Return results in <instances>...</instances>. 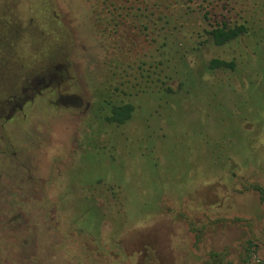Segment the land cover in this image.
<instances>
[{
	"label": "rangeland",
	"instance_id": "374dc122",
	"mask_svg": "<svg viewBox=\"0 0 264 264\" xmlns=\"http://www.w3.org/2000/svg\"><path fill=\"white\" fill-rule=\"evenodd\" d=\"M257 3L217 8L247 35L139 72L106 54L91 0H0V264H264ZM213 58L236 68L209 73ZM106 101L131 120L104 122Z\"/></svg>",
	"mask_w": 264,
	"mask_h": 264
},
{
	"label": "trees",
	"instance_id": "16d2710c",
	"mask_svg": "<svg viewBox=\"0 0 264 264\" xmlns=\"http://www.w3.org/2000/svg\"><path fill=\"white\" fill-rule=\"evenodd\" d=\"M229 1L91 0V10L106 54L114 56L113 62H125L129 69L140 72L145 70L144 67L147 70L163 67L168 63L169 56L173 59L179 56L178 62H183L187 51L199 52L206 48L224 47L247 35L250 31L248 20L240 22L218 19L217 8ZM252 1L256 3L253 11L258 13L259 0ZM143 42L155 45L159 60L147 64L133 58L143 47ZM235 68L236 64L232 60L213 58L206 63L209 73L233 71ZM166 91L170 92L169 89ZM100 109L106 111L104 122L118 126L131 120L135 112V106L130 102L106 101ZM257 190L264 202V194L259 188ZM249 251L247 248L246 256ZM210 257L213 264H225L218 253L213 252ZM242 261L246 264V260Z\"/></svg>",
	"mask_w": 264,
	"mask_h": 264
},
{
	"label": "flooded vegetation",
	"instance_id": "af4514ba",
	"mask_svg": "<svg viewBox=\"0 0 264 264\" xmlns=\"http://www.w3.org/2000/svg\"><path fill=\"white\" fill-rule=\"evenodd\" d=\"M26 88H27V89H26ZM26 88H25L24 92L30 89L29 87H26ZM21 99H22V98L12 97L11 100H10V101H12V103H11V102L8 103V105L11 107L9 111H14V110H15V109H14L15 107H20L21 104H22L23 101H24V99H23L22 102H21ZM9 133H10V132H9ZM24 133L28 134L29 132H26V130H24ZM0 134H1V135L7 134L6 129H0ZM28 149H29V148H28ZM28 149H27V147H23V151H21L22 149H21V150H18V153H15V152H16V150H15V151L13 152V154H14V156H15V160H16V159H19V158H16V157L19 156L20 154H22V155H27L26 153H27ZM26 159H27V158H26ZM12 160L14 161V159H12ZM23 168H24L23 170L26 171L28 175H30V167L27 166L26 164H24V167H23ZM251 257H253V259H254L255 261H257L258 263H261V261H260L259 259H256V258L254 257L253 254H250V255H249V259H250ZM247 264H249V263L247 262Z\"/></svg>",
	"mask_w": 264,
	"mask_h": 264
}]
</instances>
